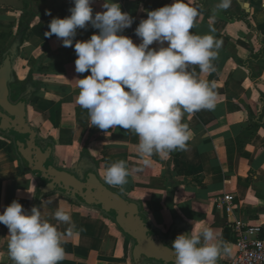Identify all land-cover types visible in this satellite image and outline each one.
Wrapping results in <instances>:
<instances>
[{
	"label": "crops",
	"instance_id": "crops-1",
	"mask_svg": "<svg viewBox=\"0 0 264 264\" xmlns=\"http://www.w3.org/2000/svg\"><path fill=\"white\" fill-rule=\"evenodd\" d=\"M113 2L134 18L122 34L139 44L141 39L135 29L142 19H147V12L171 5L174 0ZM91 3L93 15L105 10L104 0ZM219 3L220 0H191L199 14L190 30L222 41L212 61L214 71L203 73L198 65L190 68L197 79L215 85L216 107L186 114L182 122L192 133L186 150L166 156L155 154L148 166H143L137 152L135 133L120 126L107 132L91 126L88 110L76 103V79L90 72L75 71L74 45L76 41H87L99 30L90 24L86 29H77L70 47L63 46L56 35L47 40L40 37L50 31L47 23L62 10L73 7L74 0H0V34L12 32L15 36L25 13L36 15L31 28L47 25L40 36L32 30L25 35L13 73L20 83L32 74L38 86L27 107V121L44 146H53L57 166L70 170L95 166L109 188L138 202L161 234L181 226L189 233L194 226L212 228L217 242L227 249L220 259L230 264L236 253V219L264 226V124L258 119L264 96V0H231L227 9L218 8ZM48 10L51 15L46 14ZM149 47L159 45L154 42ZM120 160L131 172L123 190L104 180L107 167ZM137 167H143V171H133ZM37 188L35 178L22 166L10 141L0 135V214L13 200L30 212L36 197H40ZM225 194L235 198L231 207L223 203ZM37 208L64 233L62 246L66 255L59 264H133V242L102 210L64 194L40 197ZM59 208L70 213L75 225L70 236L69 225L54 218ZM9 240L7 226L0 223V264H14L8 255Z\"/></svg>",
	"mask_w": 264,
	"mask_h": 264
},
{
	"label": "clouds",
	"instance_id": "clouds-1",
	"mask_svg": "<svg viewBox=\"0 0 264 264\" xmlns=\"http://www.w3.org/2000/svg\"><path fill=\"white\" fill-rule=\"evenodd\" d=\"M230 3L220 0L217 7L227 9ZM102 8L105 10L93 15L91 0H74L71 15L53 18L50 31L44 33L46 37L55 34L63 46L70 47L77 29L90 24L99 30L74 45L75 71L90 72L76 79V103L88 110L91 126L105 132L120 126L135 133L143 166L150 165L154 154L186 150L192 133L182 122L185 115L216 107L215 85L197 79L190 68L198 65L203 73L214 71L212 61L222 41L190 31L199 14L191 0H174L148 11L147 19L135 29L139 44L122 34L134 18L119 3L104 0ZM46 14L51 15L50 10ZM154 42L158 48L149 47ZM133 171L141 172L143 167ZM130 174L126 162L120 160L107 167L104 180L123 190ZM54 218L69 225L67 235L73 234L75 225L69 212L59 208ZM0 223L9 230L8 255L14 264H59L65 258L64 233L42 216L40 208L34 206L29 212L13 200L0 214ZM171 249L175 264H218L227 251L207 226H194L190 234L177 235Z\"/></svg>",
	"mask_w": 264,
	"mask_h": 264
},
{
	"label": "water",
	"instance_id": "water-1",
	"mask_svg": "<svg viewBox=\"0 0 264 264\" xmlns=\"http://www.w3.org/2000/svg\"><path fill=\"white\" fill-rule=\"evenodd\" d=\"M20 45L18 38L4 53L0 64V135L14 141L22 166L37 182V194L40 197L64 194L85 206L102 210L133 242V264H175L171 246L177 235L189 233L185 226L161 234L138 203L103 182L95 166L76 170L57 166L53 146H44L38 132L28 124L27 107L32 95L27 93L15 102L11 99V86L15 82L13 68ZM218 264H223L220 257Z\"/></svg>",
	"mask_w": 264,
	"mask_h": 264
},
{
	"label": "built area",
	"instance_id": "built-area-1",
	"mask_svg": "<svg viewBox=\"0 0 264 264\" xmlns=\"http://www.w3.org/2000/svg\"><path fill=\"white\" fill-rule=\"evenodd\" d=\"M235 198L225 194L223 203L231 207ZM236 253L230 264H264V226L248 225L236 219L233 224Z\"/></svg>",
	"mask_w": 264,
	"mask_h": 264
},
{
	"label": "trees",
	"instance_id": "trees-1",
	"mask_svg": "<svg viewBox=\"0 0 264 264\" xmlns=\"http://www.w3.org/2000/svg\"><path fill=\"white\" fill-rule=\"evenodd\" d=\"M68 10H62L55 17L65 18V17L70 16L71 13ZM35 16L36 15L34 13H25L23 15L20 23H19L18 33L15 36H14V34L12 32H10V33H1L0 34V41H2V40L3 41L10 40L13 37L11 39V41L14 42L16 39L19 38L20 39V43L22 44L23 39H24L25 35L28 33L29 30H32L36 35L40 36L41 35V31L44 30L47 25H49L51 20L47 23L46 26L45 25H38V26H35V27L31 28V24H32V21L35 19ZM262 28L263 27H260L259 30H262ZM53 36H55V34H53L51 37H53ZM40 37L42 39H44V40H47V39L51 38V37H46L44 35H41ZM5 49L4 50H0V58L1 59H3ZM239 63L242 64L241 61ZM37 87L38 86L35 85L34 82H33L32 74H30L28 79L25 82H23V83H20L18 80H15L14 84H12V86H11V88H12V97H11L12 101L15 102V101L20 100L27 93H30L33 96L35 94V90L34 89H36ZM17 89H19V90H17ZM262 103H263V111H264V96H262ZM252 118H253V115H252ZM254 125L256 127L259 126L257 121H254ZM6 138L11 142L12 148H13L14 152L16 153L15 146H14V141L12 140V138H9V137H6ZM153 157H156L155 154L153 155ZM39 201H40V197H36L33 207L34 206L37 207V205L39 204ZM79 203H81V202H79ZM173 213H174V216H176V218H177V215L175 214L174 211H173ZM108 217H110V216H108Z\"/></svg>",
	"mask_w": 264,
	"mask_h": 264
},
{
	"label": "rangeland",
	"instance_id": "rangeland-1",
	"mask_svg": "<svg viewBox=\"0 0 264 264\" xmlns=\"http://www.w3.org/2000/svg\"><path fill=\"white\" fill-rule=\"evenodd\" d=\"M12 44H13V41H11V40H5V41L2 40V41H0V50H4L6 48L5 49V52H6V51H8L10 49ZM2 61H3V59L0 58V64H1ZM136 203H138V202H136Z\"/></svg>",
	"mask_w": 264,
	"mask_h": 264
},
{
	"label": "flooded vegetation",
	"instance_id": "flooded-vegetation-1",
	"mask_svg": "<svg viewBox=\"0 0 264 264\" xmlns=\"http://www.w3.org/2000/svg\"><path fill=\"white\" fill-rule=\"evenodd\" d=\"M258 119L260 120V122H261L262 124H264V111H263V108H262V111H261V113H260V117H259Z\"/></svg>",
	"mask_w": 264,
	"mask_h": 264
}]
</instances>
